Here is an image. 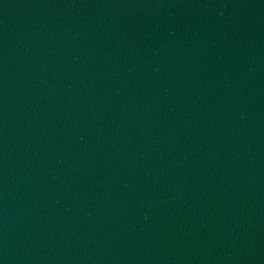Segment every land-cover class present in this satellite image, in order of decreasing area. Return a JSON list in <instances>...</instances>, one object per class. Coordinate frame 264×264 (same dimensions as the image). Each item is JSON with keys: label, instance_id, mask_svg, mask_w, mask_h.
Segmentation results:
<instances>
[{"label": "water", "instance_id": "1", "mask_svg": "<svg viewBox=\"0 0 264 264\" xmlns=\"http://www.w3.org/2000/svg\"><path fill=\"white\" fill-rule=\"evenodd\" d=\"M0 264H264V0H0Z\"/></svg>", "mask_w": 264, "mask_h": 264}]
</instances>
